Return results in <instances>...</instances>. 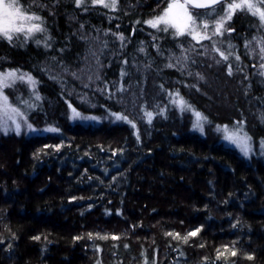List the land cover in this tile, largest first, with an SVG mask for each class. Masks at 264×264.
<instances>
[{"label": "trees", "instance_id": "1", "mask_svg": "<svg viewBox=\"0 0 264 264\" xmlns=\"http://www.w3.org/2000/svg\"><path fill=\"white\" fill-rule=\"evenodd\" d=\"M169 2L17 0L46 31L0 38L37 130L0 132V264H264V27L237 10L213 36L220 5L196 10L210 40L145 23ZM237 122L248 155L217 130Z\"/></svg>", "mask_w": 264, "mask_h": 264}, {"label": "snow or ice", "instance_id": "2", "mask_svg": "<svg viewBox=\"0 0 264 264\" xmlns=\"http://www.w3.org/2000/svg\"><path fill=\"white\" fill-rule=\"evenodd\" d=\"M83 0H75L77 6L81 5ZM91 3L101 4L105 8H115L118 0H89ZM261 3H264V0H260ZM220 5V8L217 12L219 19L214 22L212 25L213 31L212 35H223L222 28L224 23L232 18V15L237 11L241 10L245 13H251L253 16H257L259 21L261 22V27H264V8L258 7L257 3L254 0H228L226 6L222 3V0H171V2L167 3V6L162 10V12L152 19L145 21L148 25H150L153 29H157L158 31L168 32L169 29H173L174 36H184L187 35L198 42L200 40H210L211 36L206 34L201 35L200 32L197 31V27H202L204 30L209 28L207 23L201 22L197 23V18L210 15L209 12H198L197 9H211L212 11H216L212 6ZM191 9V11H190ZM32 21H41V17L39 15H35L34 13L30 14V10L21 11L20 7L17 6V0H11V2L6 3L5 0H0V38L6 39L11 42L13 40V34H17V38H19V34H23L25 42L33 35L34 32L41 33L45 32L46 29L42 26L41 23H33ZM227 31H231L228 29ZM119 39L123 40L124 37L121 35ZM36 44H40V40H35ZM219 53L220 57L223 60L227 61L228 56L224 54L223 51H220L219 48L214 49ZM143 51V49H141ZM264 51V49H262ZM239 59V57H236ZM220 61L218 60L217 63ZM172 65H169L171 67ZM264 67V64L261 65ZM18 70H10L8 72H0V110H2L9 119L12 116L23 117V113L19 111V109L11 107L8 105V97L3 94L2 89L6 87H12L16 80L27 83H31L33 88L35 87L36 81L26 73L17 74ZM228 74H232L231 66L228 68ZM264 75V73H261ZM177 95H179L177 93ZM40 97L37 95L36 99ZM173 103H178L181 107V110L187 108L191 110V106L187 104L183 98H180L178 101H173ZM11 113V115H9ZM74 117H79L80 113L76 112L73 109ZM116 116V119L127 120V117L121 116L118 114H113ZM146 115L149 118V122H151L152 113L148 112ZM196 122L194 124V128L203 131V123L206 122L207 117L203 116L201 113L196 112ZM95 119V118H93ZM26 122V121H25ZM128 123H132V121H128ZM241 122H237V126L234 127L233 130H229L228 126L225 125L223 128L218 127V131H224L227 133L224 136V139L230 141L232 144L237 145L240 150L244 153V155H248L250 151V137L247 136L246 133H243V128L239 125ZM27 128L31 129V125H26ZM133 127L135 125L133 124ZM3 131L7 132L8 128L3 127ZM17 134H19L21 130V123H15V128ZM50 131H55V129H49ZM197 231H193L189 233L190 236H196ZM91 236V234H89ZM169 235H172L169 233ZM177 237L179 234H176ZM106 238V237H105ZM118 237H113V239H117ZM39 239V237H36ZM79 239V238H78ZM187 240V237H185ZM235 255V252L232 253Z\"/></svg>", "mask_w": 264, "mask_h": 264}, {"label": "rangeland", "instance_id": "3", "mask_svg": "<svg viewBox=\"0 0 264 264\" xmlns=\"http://www.w3.org/2000/svg\"><path fill=\"white\" fill-rule=\"evenodd\" d=\"M6 3H8L9 1L5 0ZM108 2H110V0H108ZM199 10V9H197ZM191 11V9H190ZM33 23H35L34 21H32ZM198 32H200L198 29H197ZM201 33V32H200ZM203 35V34H201ZM19 80H16L15 82H17ZM8 87L6 88H3L2 89V92L4 95H6L8 97V105H10L11 107H14L11 103H10V100H9V96H8V93L6 92ZM15 108V107H14ZM194 112V111H193ZM196 112H194V123L196 122V115H195ZM9 115H11V113H9ZM74 115V114H73ZM15 123H21V130L19 132V134L21 133H27L28 135H30L31 133H33L34 131H37L35 128H33L31 126V129L27 128L26 125H30L28 122H25V120L23 119V117H17V116H12L11 119H9L7 116H5L4 112L2 110H0V132H3V133H7V132H12V133H16V131L14 130L15 128ZM203 123V131L201 132L202 134L204 133V128H205V124L206 122L202 121ZM3 127H7L8 128V131L5 132L2 130ZM223 128V127H222ZM221 128V129H222ZM230 130V129H229ZM223 133V135L225 136L227 133H225L224 131H221ZM243 135V134H241ZM225 143H229V145H231L232 147L234 148H239L237 145H234L232 144L230 141H227L225 140ZM240 149V148H239Z\"/></svg>", "mask_w": 264, "mask_h": 264}]
</instances>
